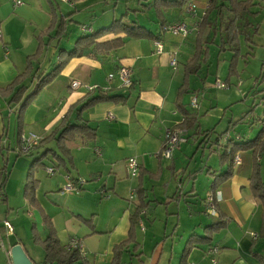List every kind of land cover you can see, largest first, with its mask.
Segmentation results:
<instances>
[{
    "label": "crops",
    "instance_id": "crops-1",
    "mask_svg": "<svg viewBox=\"0 0 264 264\" xmlns=\"http://www.w3.org/2000/svg\"><path fill=\"white\" fill-rule=\"evenodd\" d=\"M21 1V5H12V10H10L8 1L0 0V40L2 41L0 88H5L13 81L14 77L24 73L25 70L20 73L22 69L28 68L30 72L28 77L23 80L28 89L18 103L11 102L7 96L0 93V136L4 135L5 118L8 117L9 122L11 113H15L18 142L22 152L31 160L22 182L20 178L14 179L11 174L6 173L5 166L0 168V179L3 181L5 193L0 197L6 201L9 200L10 195L17 192L22 185L23 199L32 210V212H28L29 218H33L34 215L39 218L37 223L31 220L30 239L42 249L43 258L42 253L29 250L18 236L11 243L10 248L19 244L33 264H51L44 261L45 251L39 242L34 240V237L36 236L39 241H42L48 235L53 234L62 248H66L71 239H76L81 243V251L73 249L77 250L80 255L75 264H123V258L127 254L132 257L130 264H264V196H261V192L252 187L251 180L252 175L257 173L262 190H264V182L260 176L261 155L264 153V149L257 157H254L252 149L240 151V163L238 165L232 163L228 168L231 163L230 158L221 156L224 150L223 146H227V142H224L220 134L215 140H212L210 136L204 137L200 131L208 129L199 130L197 114L185 109L182 104L185 92L180 94V89L184 84L186 69L196 52L197 42L191 34L194 33L197 37L199 25L209 7L210 0L204 6L202 5L204 11L201 13H198L200 4L198 0L189 1L196 5L195 13H187L185 5L180 11L178 9L168 10L171 11L172 21L166 19L167 22L182 20L187 23L189 32L185 37L173 36L160 30V24L156 17L159 24L156 32L140 24L160 35V41L163 44L161 53L154 51V40L145 37H124L123 46L117 50L102 53L89 52V55L70 58L59 73L40 89V94H43L42 92L53 88V86L58 87L49 103L42 106L36 102L38 96L32 97L23 112L22 122L18 123V109L30 93L32 83L35 84L39 76L49 73L64 58V54L60 55L59 53V49H61L59 45L65 32L60 35V38H57L55 24H52V21L57 23L59 20H64L66 22L65 29L68 23L74 21L71 14L63 13L59 3L62 0ZM139 1L137 0V5L140 4V9H134L136 12L142 13L147 10V7H152L151 0H147L146 7L142 5L144 0ZM4 6L8 9L6 12H3ZM125 9L131 10L127 6ZM123 14L127 15V11L115 17V11L109 12L108 10L106 15L95 16L94 21L97 22L98 27L91 26V28L99 29L108 26ZM123 19L127 21L125 17ZM18 22L29 24L30 34L26 27L19 29ZM123 36V34L120 36L107 35L102 39ZM39 42L43 45L41 55L37 59L34 57L30 60L29 57L36 54ZM191 42H193V47L191 45L190 48ZM178 49L190 51L187 53L189 58L183 63L182 80L177 76L176 68H172L170 65V60ZM54 58L57 61L51 66ZM119 65H125L132 70V85L129 89L119 88L117 81L114 80L110 83L106 79L107 74L114 71ZM32 74L34 77L30 78ZM74 80L82 84L107 88L106 90L112 89V93L122 94L125 98L118 102L101 101L79 111L81 100L87 94V90L82 85L72 89L70 84ZM260 91H264V89ZM254 105L253 102L251 106H248L244 117L242 116L240 120L248 122L250 125L256 123L258 125L257 135L264 126L262 125L264 116L255 118L250 116ZM174 107L181 114V121L178 125L184 120L183 110L196 114L194 125L182 128L183 134L193 131L194 138L200 139L198 146H203V144L206 146L207 143L212 151L216 150L212 144L220 146L219 159L222 168L220 170L213 169L210 172L211 167H207L209 169L207 173H211L213 178L205 198H202V205L196 203L197 194L193 186L188 190L184 189L181 180L175 186L171 185V196H168L166 192L164 199L168 200L167 197H169L171 202H175V210L170 211V215L175 218L156 235L157 242L152 254L150 257H146L141 249V244L136 239L137 227L143 224V218L146 219L150 203L145 191L144 178L147 175L149 178L158 180L162 172L163 159L156 156L154 160L157 163H153L149 156L152 152L155 155L162 149L165 130L174 128L172 127L175 124L173 119L176 110L174 111ZM108 113L112 114L111 119L108 118ZM77 116L94 129L95 135L93 139L83 144L71 142L64 153L58 148L55 132L63 120H73ZM31 133L35 135L36 142L28 151L24 152L22 136L28 138ZM49 135L50 137L45 143H38ZM234 136V142L238 143L255 137L245 138L248 136L241 133H236ZM262 139H264V135L261 136L260 140ZM183 142H186V139ZM38 157H40L39 160H35ZM129 157H136L139 164L136 184L134 185V177L130 179L129 183V186H134L138 196L134 201H129L126 206L122 207V200L116 197H107V202H113V205L116 203L117 207L113 208L104 224L94 218V215H98L99 209L90 207L89 202L84 200L82 195L69 196L60 190L69 176L72 180L82 181L81 184H78V191L84 189V183L86 184L88 181L97 183L96 187L99 188V191L105 192L107 189L114 191L123 167L126 176L128 174L126 160ZM170 165L172 168L170 174L175 177L178 172L174 162H171ZM52 167L55 168L53 174L47 173L46 170ZM40 169L44 170L48 177L58 174L50 180L49 189H45L42 195L47 204L53 206V212L46 211L40 200L39 188L42 180L37 174ZM30 170L31 178L35 183H32V196L28 198L25 195V190ZM228 170L230 174L224 176ZM181 172L183 173L184 169ZM191 174L194 175L193 177L196 176L195 171ZM119 184L120 188H124L128 182L123 179ZM120 190L122 195L126 194L125 190ZM209 193L217 197L215 199V215L206 212V197ZM181 200L188 205L189 219L186 222L179 218L178 206ZM189 205H193L194 208ZM205 216H209L211 220L205 222ZM132 217L139 218L133 227ZM1 225L0 229L6 231L3 223ZM141 228L143 231V227ZM12 233L14 235L15 230L7 235ZM42 234L44 235L42 236ZM123 242L125 245L119 250V246ZM212 247L217 248V251L213 253L215 262H212L207 254L208 249ZM116 255L117 262H115ZM133 257L135 261H133Z\"/></svg>",
    "mask_w": 264,
    "mask_h": 264
},
{
    "label": "rangeland",
    "instance_id": "rangeland-1",
    "mask_svg": "<svg viewBox=\"0 0 264 264\" xmlns=\"http://www.w3.org/2000/svg\"><path fill=\"white\" fill-rule=\"evenodd\" d=\"M7 1L10 10H12V2ZM198 1L200 3L198 13H201L204 11L202 9L203 6L209 0ZM242 1H246V6L238 13L229 9L231 3H233L231 0L216 1L218 6L219 4L225 5L209 13L211 22L203 36H201L202 42L199 43L200 50H202L201 57H195L196 62L191 65L192 71L188 72L186 76V91L182 97L183 107L197 114V120L200 124L199 130L208 129L212 140H215L219 134L221 138L227 135L232 139H234L236 133L248 136H244L245 138L254 137L258 131V125L256 123L250 125V123L240 120L248 106H251L253 102L255 105L250 112V116L252 118L264 116V98H262L264 91H260L264 89V66H262L264 64V0ZM59 3L63 13L71 14V17L74 19L73 22L68 23L64 36L60 41V48H65L66 50H69L73 46L74 40L83 31L82 27H98L97 22L94 21L95 16L106 15V11L108 10L109 12L114 10L116 13L115 17L127 11L125 19L128 23L135 20L155 32L159 27L151 6L147 7V10L142 13L132 11L140 9V4L137 5V0H75L72 2L60 1ZM143 3H148V1L144 0ZM125 6L131 10H126ZM4 7L3 12H6L8 9L6 6ZM166 19L172 21L171 11L166 13ZM17 27L19 29H25L26 27V30L30 34L31 28L29 24L18 22ZM193 34L191 35L196 39V35ZM1 42L0 40V51H2ZM191 45L193 47V42L189 44L190 48ZM188 52L190 51L178 49L172 56L176 61L177 76L181 80L183 76V63L189 58ZM55 55L57 56V53ZM232 59L234 61L233 72L229 70V63ZM56 61V58H54L51 66ZM24 70L22 69L20 73ZM216 82L224 84L225 87H217ZM33 85L34 83H32L30 89L33 88ZM54 87L42 92L43 94H40L39 91L34 96V98L38 96L36 102L42 106L48 104L58 88ZM194 97L196 98V103L192 105L191 101ZM175 110V117L173 119L175 124L172 127L179 126L178 123L181 121V114L177 111L176 107H174ZM4 124V135L0 136V168L5 166L4 171L6 173L11 174L14 179L20 178L22 182L31 159L22 152L21 145L18 142L16 114L12 112L9 122L7 117ZM227 129L228 131H226ZM202 132L200 131V133ZM192 133L193 131H189L183 134V140L186 139V142L179 143L173 149L171 158L161 157L163 159L162 172L158 180L145 175L144 186L146 188L147 199L150 203L147 208L148 214L146 219L143 218V224L137 227L136 239L141 244V249L146 257H150L152 254V250L157 242L156 235L166 227L167 223L169 224L175 218L170 215V211L176 208L175 202H171L169 197H167L168 200L164 199L166 192L168 196H171V185L175 186L181 180L182 188H187L188 190L193 186L197 194L196 203L202 205V198H205V194L213 178L211 173H207V170H209L207 167H211L210 172L213 169L220 170L222 168L219 159L220 146L212 144L216 148L214 151L210 149L207 143L206 146L205 144L198 146L200 139H195ZM153 154L152 152L149 158L153 163H157L154 160L156 156ZM261 159L260 176L262 182H264V153H262ZM171 162H174V166L178 172L175 174V177L170 174L172 170ZM153 166L155 165L153 164ZM183 169L184 172L182 173L181 170ZM194 171L195 177L191 174ZM37 174L42 180L39 188L41 203L46 211L53 212V206L47 204L46 199L42 195L45 189H49L50 180L54 179L58 174L48 177L45 175L44 170L41 169ZM120 179L116 181L117 185L114 191L112 189H107L105 192L99 191V188L96 187L97 183L88 181L86 184L84 183V189L71 191L67 194L69 196L82 195L84 200L89 202L90 207L99 209L98 215H94V218L104 224L113 208L117 207L116 203L113 205V202H107V197H116L122 200L121 207L126 206L129 201H134L135 199V197H130L134 186H129V183L130 179L133 178L129 174L126 176L124 167L121 170ZM123 179L128 184L124 188H120L119 183ZM136 182L137 176L134 177V185ZM21 186L17 192L10 195L9 200L6 201L0 197V223L7 220L11 223L13 230H15L14 235L13 233L7 235L6 231L0 229V239L4 246V250L0 247V264H8L5 250L10 249L11 243H13L17 236L23 240L29 250H35L39 254L42 253L43 258L42 249L31 241L29 231L31 220L37 223L39 222V218L37 215H34L31 219L29 218L28 212H32V210L23 199ZM120 189L125 190L126 194L122 195L123 193H121ZM189 206L194 208L193 205ZM178 210L179 218L186 222L189 219L188 205L183 200L180 201ZM205 217V222L211 220L209 216ZM252 226H254V223H252ZM141 227H143V231ZM131 258L129 254L124 256L123 264H130ZM133 261H135L134 257Z\"/></svg>",
    "mask_w": 264,
    "mask_h": 264
},
{
    "label": "trees",
    "instance_id": "trees-1",
    "mask_svg": "<svg viewBox=\"0 0 264 264\" xmlns=\"http://www.w3.org/2000/svg\"><path fill=\"white\" fill-rule=\"evenodd\" d=\"M70 1L72 2L74 0H70ZM189 1L190 0H152L151 5L153 8L154 15L156 19L159 21L160 30L166 32L165 26L168 25L169 23H173V22H167L166 16H165L166 12L168 10H174V9H178L180 11L182 10L183 6L186 5ZM216 1L217 0H210L209 7L202 17L201 23L199 25V32L196 37V42H197L196 52L193 56V59L191 60L189 67L186 69L187 71L185 72L184 84L183 86H181L180 94L186 91V87H185L186 76L189 70H191V65L194 62H196L195 57L197 56L199 57L201 55L202 50H200L199 43L202 42L201 36H203L206 29L210 25L211 21L209 19V13L215 9H219L220 6L225 5V4H219L218 6ZM231 1L233 3H231L229 9L236 13L240 12L241 9L243 10L246 6L245 4L246 1H242V0L240 1L231 0ZM142 5L146 7L148 4L143 3ZM134 11L136 12V10ZM125 16L126 15L123 14L120 18L114 19L110 25L105 26L103 28L92 29L90 27H82L83 31L74 40L73 46L70 50L66 51L63 48L59 49L60 55L64 54L63 55L64 58L60 60L58 65H56L49 73L42 74L36 79L37 82L34 84L30 93L26 96V98L21 103L18 109V114H17L18 123L22 122L23 112L26 106L28 105L29 101L31 100V98L34 97L52 77H54L56 74L59 73L62 66L70 58L89 55V52H92V53L101 52L102 53V52H108L111 50H117L123 46L124 37H128V38H133V37L134 38H144L145 37V38H149L154 41L160 40L159 34L154 33L152 30L147 29L146 27L138 24L136 21H133L131 23L124 21L123 17ZM179 21H182V20H179ZM52 24H55L57 38H60V35L63 34L66 30L65 29L66 22L64 20H59L57 23H55V21L53 20ZM121 34H123L124 36L106 39V40L102 39L107 35L120 36ZM42 46H43L42 43L39 42V47L36 51V54L32 57H29L30 60L34 57H36L37 59V57L41 55ZM119 66H125V65H119ZM262 66H264V64H262ZM229 70L231 72L234 71L233 59L229 63ZM29 73L30 72L28 68L25 69L24 73L15 77L13 81L10 84H8L5 88H0V93L4 96H7V99L8 100L10 99L11 102L18 103V101H20V98H22L23 94L28 89V86L24 84L23 80L26 77H28ZM32 76L34 77V75L32 74L30 75V78H32ZM131 78H132V74H131ZM124 98L125 96L122 94L112 93V89L105 90L101 88L100 86H97L95 89L91 91H87V94L81 100V104L78 110L80 111L82 109L89 108L101 101L118 102V101H123ZM182 112H183L184 120L181 122V124H179V127L185 128V127L193 126L194 122L196 121V114L188 112L186 110L185 111L183 110ZM262 125H264V120H262ZM55 135H56L55 139L57 141L59 150L65 153L66 150L69 148V144L71 142L74 141V143L76 144H83L84 142H87L88 140L93 139L95 132H94V129H92L86 121L82 120L79 116H77L73 120H69V119L63 120L62 123L57 128ZM202 135L208 138V136H210V131L209 130L203 131ZM262 135H264V126H262L258 134L251 140L238 143V142H234V140L227 135L223 137L224 142H227V146L226 145L223 146L224 150L221 156L224 158H230L231 163L229 164L228 168H230L231 164L233 163L235 155H239L240 157V151L252 149V153L254 157H257L259 153L261 152V150L264 149V139L260 140ZM49 137L50 135L40 140L38 143L39 144L45 143ZM39 158L40 157L36 158L35 160H39ZM54 167H52L53 170H55ZM229 174L230 173L228 170L227 172L224 173V176H227ZM31 177L32 175H31V170H30L27 176V185H26V190H25V195L28 198L32 196V192H33L32 183L34 181ZM251 180H252V187L255 190H259V192H261L260 195L264 196V190H262L260 179L258 178L257 173H255L254 176L252 175ZM3 186H4L3 181L0 179V195L2 196L5 195L3 191ZM137 196L138 195L136 194V197ZM137 220H139V218L137 217L131 218L132 227L135 225ZM34 240L36 242H39L41 247L44 249L45 251L44 261L45 262H48L51 264H75V262H77L80 258L79 252L77 250L62 248L56 236H54L53 234L48 235L42 241H39L38 237L35 236ZM123 245H125V242H123L119 246V250ZM117 255H116L115 262H117Z\"/></svg>",
    "mask_w": 264,
    "mask_h": 264
},
{
    "label": "built area",
    "instance_id": "built-area-1",
    "mask_svg": "<svg viewBox=\"0 0 264 264\" xmlns=\"http://www.w3.org/2000/svg\"><path fill=\"white\" fill-rule=\"evenodd\" d=\"M12 2L13 6H19L22 4L21 0H10ZM62 1H68L70 0H62ZM196 5L193 2H188L185 5V11L187 13H195ZM165 31L170 33L173 36H179V37H185L188 32H189V27L185 21H177L173 23H169L168 25L165 26ZM0 39H1V32H0ZM154 51L156 53H161L163 49V44L160 40H155L154 42ZM170 65L172 68H175L176 66V61L175 59L170 60ZM132 71L130 68L126 66H119L117 69H115L112 72H109L106 76V79L108 82L112 81H117V85L119 88L122 89H128L132 85V78H131ZM83 86L87 91H91L95 89L97 86L94 85H88V84H82L81 82L74 80L71 82L70 86L72 89H76L80 86ZM216 86L219 88L225 87L224 84L220 82H216ZM107 89V88H103ZM196 103V98L194 97L191 101V104L194 105ZM108 118H112V114L108 113ZM183 129L180 127H174V128H167L164 132V142L162 149L155 154L157 157H164V158H171V153L173 149L181 142H183ZM36 142V137L34 134H29L28 138H24L22 136V148L23 151H28L32 145ZM98 152V149H96ZM233 163L235 165H238L240 163V157L239 155H235ZM126 168L127 172L131 177H136L139 173V164L137 162L136 157H129L126 160ZM53 172L52 168L47 169V173L51 174ZM82 181H75L72 180L69 176L66 179V183H64L61 187L62 193H68L71 191H76L78 190V184H81ZM130 197H136V191L133 189L130 193ZM215 199L217 197L214 194L209 193L206 197V204H207V209L206 212L211 215H215L216 210H215ZM3 227L5 228L7 233H11L13 230V227L11 223L7 220L3 221ZM0 247L3 248V242L0 239ZM67 249H79L81 251L82 245L81 243L76 240V239H71L70 242L67 244ZM217 251L216 247H212L208 249L207 254L210 256L211 261L215 262V259L213 258V253ZM8 264H12L11 259H10V249L5 250Z\"/></svg>",
    "mask_w": 264,
    "mask_h": 264
},
{
    "label": "water",
    "instance_id": "water-1",
    "mask_svg": "<svg viewBox=\"0 0 264 264\" xmlns=\"http://www.w3.org/2000/svg\"><path fill=\"white\" fill-rule=\"evenodd\" d=\"M10 259L12 264H33L19 244L10 248Z\"/></svg>",
    "mask_w": 264,
    "mask_h": 264
},
{
    "label": "bare ground",
    "instance_id": "bare-ground-1",
    "mask_svg": "<svg viewBox=\"0 0 264 264\" xmlns=\"http://www.w3.org/2000/svg\"><path fill=\"white\" fill-rule=\"evenodd\" d=\"M25 152V151H24ZM47 171V170H46ZM53 173V172H52Z\"/></svg>",
    "mask_w": 264,
    "mask_h": 264
}]
</instances>
